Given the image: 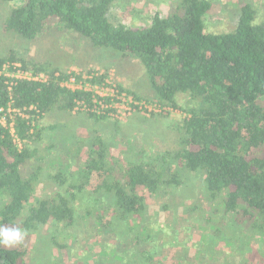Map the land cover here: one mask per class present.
I'll list each match as a JSON object with an SVG mask.
<instances>
[{"label": "trees", "instance_id": "obj_1", "mask_svg": "<svg viewBox=\"0 0 264 264\" xmlns=\"http://www.w3.org/2000/svg\"><path fill=\"white\" fill-rule=\"evenodd\" d=\"M0 1L20 2L5 18L6 31L36 41L57 27L86 36L95 46L132 56L146 68L155 93L150 99L186 114L176 122L177 149L147 155V160L135 157L121 165L111 160L105 138L96 135L99 147H92L82 164L84 176L58 170L50 175L57 184L55 192L34 197L43 167L38 164L29 174L23 172L35 152L31 142L41 135L39 129H32L52 111L72 112L75 99L83 93L62 87L58 81L63 69L47 60H27L15 53L0 56V70L7 62H20L24 68L51 77L47 82L16 79L10 88L8 78L0 75V106L11 104L29 115L15 119L22 148L10 127L0 120V227L19 228L24 233L18 244H0V264H33L27 259L31 249L28 240L46 225L68 230L70 244L54 237L50 240L61 249L73 250L75 243L79 246L77 237L84 234L92 248L99 245L102 257L106 255L102 264H166L162 259L165 247L179 248L174 264H196L186 255L187 245L182 249L173 224L150 223L147 197L139 192L147 190L165 197L171 189L183 191L188 182L182 180L181 171L202 176V194L217 202L212 210L223 209L216 229H208L211 217L205 220L207 225L200 223L204 235L195 243L198 264H209V242L216 244L217 256L231 255L230 249L239 255V259L216 264H255L250 254L255 247L247 234L264 236V8L246 0L238 4L236 27L214 33L206 30L204 19L213 0H178L169 13L156 12L151 23L143 27L109 19L111 7L122 0ZM119 87L141 98L122 82ZM180 94L185 95L183 104ZM86 114L97 121L113 120ZM75 175L86 181L76 182ZM83 202L85 208L81 207ZM107 203L112 219L101 213L93 215L94 209H104ZM168 208L164 203L162 209ZM201 208L194 202L187 205V212ZM228 223L236 231L230 233ZM106 235L109 238L103 240ZM221 239L226 247L220 250ZM95 253L86 254L82 263L93 264L89 256Z\"/></svg>", "mask_w": 264, "mask_h": 264}, {"label": "rangeland", "instance_id": "obj_2", "mask_svg": "<svg viewBox=\"0 0 264 264\" xmlns=\"http://www.w3.org/2000/svg\"><path fill=\"white\" fill-rule=\"evenodd\" d=\"M176 1L178 0H122L111 7L109 19L113 23L123 22L131 27L147 26L151 23L152 17L156 12L161 15L169 13L173 7V2ZM244 1L246 0H213L211 11L204 17L206 30L214 33L233 30L238 19L236 15L239 9L238 4ZM251 1H254L256 7L261 10L264 8V0ZM19 4V1H0V56H8L15 53L18 57L27 60L37 62L47 60L55 66H60L63 70L70 66H80L84 69L100 66L106 70L112 69L116 76L121 79L124 86L142 98L150 99L155 94L146 68L140 60L132 56L124 57L121 52L111 48L95 46L90 38L79 33H72L53 27L48 30L49 33L38 40L30 41L16 33L6 31L4 29L5 18ZM178 98L182 104L186 102L185 95L180 94ZM182 119L183 115L175 112L151 116H145L138 112L125 121H97L83 112L69 113L55 110L40 119V124H36L33 128V131L39 129L41 135L39 139L31 142L35 152L32 158L24 165L23 172L29 174L34 170V166L41 165L43 167L42 174L38 187L33 194L34 197L47 195L55 192L57 188V184L50 179V175L58 170L65 173L66 170L72 173L77 172V174L83 171L81 167L86 162L90 149L94 146L99 147L97 142H95L96 135H101L109 144L111 160L116 159V162H120L119 164L126 165L128 159H134L135 157L146 158L147 155L152 154L159 156L167 149H177L179 147L177 139L179 131H177L175 126L176 122H180ZM181 172L182 180L188 182V185L182 188L183 191L181 189H171L165 197L160 194H150L147 190L140 189L139 192L147 197L150 223L156 224L157 222L162 224L167 222L173 224L178 232L179 239L183 243L182 249L187 245L186 255L190 256L191 259H195L191 261H195L198 264L199 258L196 259L194 255L197 249L195 243L204 235L203 222L206 223L205 220L211 217V221L207 222L208 229L210 228V231H212L211 229H216L219 221H221L223 209L219 206L218 212L212 210L213 207L217 206V202L210 201L202 194L200 185L203 181L202 176L191 175L185 171ZM80 175L83 174L81 173ZM75 177L77 178V180L74 179L76 182L86 181L79 175H75ZM69 178L70 176H68L67 182ZM72 180L70 179V181ZM95 180L91 179L90 182ZM188 197L191 198L189 199ZM166 202L169 204V208L163 210L162 206ZM194 202L201 205L202 208L195 209L192 214H189L187 205ZM84 204L85 202L81 204V207L85 208ZM100 213L103 214L105 219H112V210L108 203L104 205V209L93 210V215ZM227 229L230 233L236 231L231 226V223H228ZM65 231L66 229L63 227L57 228L46 225L39 235L33 233L28 240L31 248L27 257L28 262L33 264H54V262L56 264H83L87 255L92 252H96L89 256V261H94L93 264L106 262L101 260L106 255L102 257L98 251L100 249L99 245H93L92 248L90 246L91 242L85 240L82 233L77 237L79 246H76L75 243L73 250L67 247L61 249L53 242H50L52 237H54L58 242L70 244L69 232L67 230V235ZM99 234L104 235L100 232ZM247 235L249 236L247 238H251L252 246L255 247L254 254L250 253L256 262L255 264H264V236L253 232ZM108 238L109 236L106 235L102 239ZM109 241L112 242V238ZM218 242L220 250L222 247H226L223 239ZM262 244L263 248L260 249L259 247ZM215 245L214 242L213 244L209 242L206 246L208 248L207 257L209 255L206 261L209 260V264L221 263L232 258V260L239 259V255L237 254V257L233 255L234 251L231 249L229 251L230 253L232 252L231 255H215ZM179 251V248L165 247L162 256L163 261L166 264H174L177 261L179 255L177 252ZM182 254L185 253L182 252Z\"/></svg>", "mask_w": 264, "mask_h": 264}, {"label": "built area", "instance_id": "obj_3", "mask_svg": "<svg viewBox=\"0 0 264 264\" xmlns=\"http://www.w3.org/2000/svg\"><path fill=\"white\" fill-rule=\"evenodd\" d=\"M63 76L58 81L60 85L72 92H81L83 95L75 99V106L72 112L91 113L106 116L116 121H125L135 113L145 116L152 114L180 113L186 116L179 109L170 105H161L157 100L139 98L127 89H120L118 78L115 72L106 70L100 66L81 68L80 66H70L63 70ZM60 72L56 75L60 76ZM0 75H5L6 83L9 87L16 79H25L36 82H47L51 77L46 72H35L24 68L20 62H7L0 70ZM17 116L28 118L24 109L13 108L9 104L8 108L0 106V120L6 127H10L15 142L20 148L23 147V140L19 137L15 128ZM35 124V123H34ZM34 128V127H33ZM33 130V129H32Z\"/></svg>", "mask_w": 264, "mask_h": 264}, {"label": "clouds", "instance_id": "obj_4", "mask_svg": "<svg viewBox=\"0 0 264 264\" xmlns=\"http://www.w3.org/2000/svg\"><path fill=\"white\" fill-rule=\"evenodd\" d=\"M24 239V233L19 228L0 227V244L11 247Z\"/></svg>", "mask_w": 264, "mask_h": 264}, {"label": "crops", "instance_id": "obj_5", "mask_svg": "<svg viewBox=\"0 0 264 264\" xmlns=\"http://www.w3.org/2000/svg\"><path fill=\"white\" fill-rule=\"evenodd\" d=\"M154 96V95H153Z\"/></svg>", "mask_w": 264, "mask_h": 264}]
</instances>
